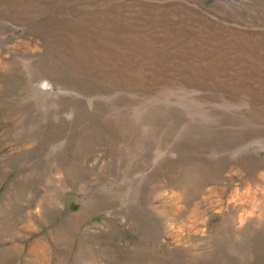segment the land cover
Returning <instances> with one entry per match:
<instances>
[{"label": "rangeland", "instance_id": "rangeland-1", "mask_svg": "<svg viewBox=\"0 0 264 264\" xmlns=\"http://www.w3.org/2000/svg\"><path fill=\"white\" fill-rule=\"evenodd\" d=\"M0 264H264V0H0Z\"/></svg>", "mask_w": 264, "mask_h": 264}]
</instances>
